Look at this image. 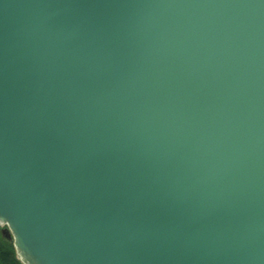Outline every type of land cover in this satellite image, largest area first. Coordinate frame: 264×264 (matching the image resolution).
I'll use <instances>...</instances> for the list:
<instances>
[{"label": "water", "instance_id": "obj_1", "mask_svg": "<svg viewBox=\"0 0 264 264\" xmlns=\"http://www.w3.org/2000/svg\"><path fill=\"white\" fill-rule=\"evenodd\" d=\"M0 230L24 264H264V0H0Z\"/></svg>", "mask_w": 264, "mask_h": 264}, {"label": "trees", "instance_id": "obj_2", "mask_svg": "<svg viewBox=\"0 0 264 264\" xmlns=\"http://www.w3.org/2000/svg\"><path fill=\"white\" fill-rule=\"evenodd\" d=\"M0 264H24L16 254L13 242L0 230Z\"/></svg>", "mask_w": 264, "mask_h": 264}]
</instances>
